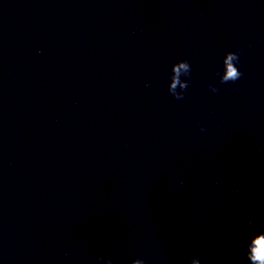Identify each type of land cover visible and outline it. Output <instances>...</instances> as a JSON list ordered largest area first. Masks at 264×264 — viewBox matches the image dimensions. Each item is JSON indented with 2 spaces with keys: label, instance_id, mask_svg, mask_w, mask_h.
Returning a JSON list of instances; mask_svg holds the SVG:
<instances>
[{
  "label": "water",
  "instance_id": "95a60500",
  "mask_svg": "<svg viewBox=\"0 0 264 264\" xmlns=\"http://www.w3.org/2000/svg\"><path fill=\"white\" fill-rule=\"evenodd\" d=\"M261 231L264 0H0V264H248Z\"/></svg>",
  "mask_w": 264,
  "mask_h": 264
},
{
  "label": "clouds",
  "instance_id": "9594fccd",
  "mask_svg": "<svg viewBox=\"0 0 264 264\" xmlns=\"http://www.w3.org/2000/svg\"><path fill=\"white\" fill-rule=\"evenodd\" d=\"M238 54L234 51H226L221 59L222 70L219 72V82L224 83L227 81H235L241 76V72L238 71L236 64L238 63ZM189 63L187 60H177L170 65L169 76L167 83V91L174 99H181L183 96V90L185 89L188 81L180 79L181 75L188 76ZM212 92H216L217 89L209 85ZM179 89V91H177ZM246 258L248 264H264V231L253 234L247 242L246 246ZM106 264L110 262L106 261ZM132 264H142L140 260L132 261ZM192 264H196L193 261Z\"/></svg>",
  "mask_w": 264,
  "mask_h": 264
}]
</instances>
